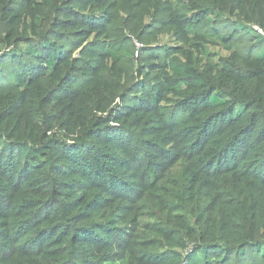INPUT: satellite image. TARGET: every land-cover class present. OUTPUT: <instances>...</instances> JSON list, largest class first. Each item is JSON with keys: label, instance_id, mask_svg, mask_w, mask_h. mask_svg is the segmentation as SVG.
<instances>
[{"label": "trees", "instance_id": "trees-1", "mask_svg": "<svg viewBox=\"0 0 264 264\" xmlns=\"http://www.w3.org/2000/svg\"><path fill=\"white\" fill-rule=\"evenodd\" d=\"M117 262L264 264V0H0V264Z\"/></svg>", "mask_w": 264, "mask_h": 264}, {"label": "built area", "instance_id": "built-area-1", "mask_svg": "<svg viewBox=\"0 0 264 264\" xmlns=\"http://www.w3.org/2000/svg\"><path fill=\"white\" fill-rule=\"evenodd\" d=\"M260 33H262V31L260 30V29H258V28H256ZM138 46H140L139 44H137Z\"/></svg>", "mask_w": 264, "mask_h": 264}, {"label": "rangeland", "instance_id": "rangeland-1", "mask_svg": "<svg viewBox=\"0 0 264 264\" xmlns=\"http://www.w3.org/2000/svg\"><path fill=\"white\" fill-rule=\"evenodd\" d=\"M117 264H118V262H117Z\"/></svg>", "mask_w": 264, "mask_h": 264}]
</instances>
